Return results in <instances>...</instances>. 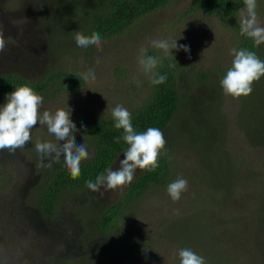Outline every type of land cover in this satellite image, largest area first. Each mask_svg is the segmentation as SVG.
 <instances>
[{
  "label": "rangeland",
  "instance_id": "1",
  "mask_svg": "<svg viewBox=\"0 0 264 264\" xmlns=\"http://www.w3.org/2000/svg\"><path fill=\"white\" fill-rule=\"evenodd\" d=\"M47 1L52 0H0V30L5 38V48L0 52V75L19 72L39 80L51 69H77L82 73L93 71L95 79L88 80L83 89L76 91L50 89L44 95L37 92L43 96L41 114L44 110L54 113L59 108L71 111L72 118L75 111L82 109L105 117L111 115L118 104L130 109L141 103L142 98L138 94L143 90L150 91L151 73L143 71L138 58L142 54L141 49L155 48L152 40L169 43L177 40V45L189 46V52L182 50L185 55L183 60L197 66L212 64L217 62L215 57H222L224 65L230 67L234 58L231 50H238L232 32L221 20L205 12L187 11L190 0H172L165 8L136 21L124 33L102 40L99 48L71 54L70 51L64 52L60 56L61 50L69 49L74 41L71 39L64 45L59 44L69 25L62 15L45 5ZM256 12L259 25L264 27V0H257ZM238 16L241 18V13ZM39 18L45 19V31L39 28ZM49 42L59 44L55 55L49 48ZM259 58L264 60V56ZM252 88L248 96L234 98L225 94L222 105L229 124V136L221 143L227 149L224 161L238 163L240 167L237 170L241 169L238 174L248 178L242 184H235V193L241 200L236 203L234 213L236 216L243 213L244 220L239 224L234 221L227 223L236 228L251 223L264 205V144L256 145L252 139L239 133L246 113H251L263 103L262 77L253 83ZM6 102V98H2L0 106ZM76 129L75 142L86 145L90 158L94 153L93 144L82 130ZM172 129H168L166 134L162 131L165 147L179 148L172 155L176 163L174 178L186 179L187 191L181 194L178 201H173L167 193V186L158 188L139 202L137 210L117 230L103 237L87 236V240L82 237L86 229L78 218V215L85 216L89 211L84 192L80 191L78 195L66 192L58 214L53 217L44 218L32 200L43 181L40 170L48 171L44 169L47 168V158L43 161L45 166H40L41 159L35 143L37 140L57 143L46 126L38 123L31 130V141L15 153L0 151V264H121L118 257L127 264H180L179 250L186 240L183 237L198 231L199 237L210 241L214 231L224 232L214 226L217 217L214 212L220 211L215 205H218L221 195L214 191L206 192L202 197L204 200H200L198 188L204 181L200 171L206 168L198 153L191 147L183 146L186 138L182 133L177 132L174 138H168L173 133ZM123 159L124 155L120 156L111 168L118 169ZM139 171L137 169L136 173ZM211 174H214L213 171ZM125 187L109 190L101 186L94 193L101 194L99 200L109 204L120 196ZM249 189L251 191L247 195ZM198 199L199 204L196 202ZM202 201L208 204L207 208ZM220 207L224 211L230 210L227 203H222ZM197 223L202 225L196 226ZM255 223L246 226L245 234H241L244 236L241 246L232 248L237 253L229 252L220 260L226 264L264 262L247 251V246L251 245L249 236L246 238L245 235H254L253 238L264 235H256L258 228ZM172 225H176V230L180 229L178 225L186 229L177 235L169 228ZM91 233L93 236V230Z\"/></svg>",
  "mask_w": 264,
  "mask_h": 264
},
{
  "label": "trees",
  "instance_id": "2",
  "mask_svg": "<svg viewBox=\"0 0 264 264\" xmlns=\"http://www.w3.org/2000/svg\"><path fill=\"white\" fill-rule=\"evenodd\" d=\"M171 1L52 0L47 1L45 5L62 15L69 25L67 32H63L65 34L63 41L59 44L64 45L71 39L74 42L71 43L69 49L61 50L60 56H63L64 52L70 51L71 54L74 51H91L96 47H78L74 38L77 31L85 36H91L93 32H96L100 34L102 40L110 39L124 33L144 16L165 8ZM243 8H245L244 0H190L187 11L205 12L209 16L216 17L232 32L238 50L248 49L255 52L258 57L264 56V43L256 46L251 38L240 34L238 15ZM44 22V18L38 19L39 28L45 31ZM49 43V48L55 55L59 44ZM144 55L159 59L160 63L154 71L159 75H166L167 80L159 85H154L150 81V91L147 93L143 90L138 94L142 98L141 103L128 109L132 114V125L137 132L146 131L149 127H156L164 131V134L172 127L173 133L169 134L168 138H174L176 133L180 132L186 138L183 146L191 147L198 153L201 162L204 163V168H206H201L200 171V175L204 176L203 184L198 188L201 194L200 200H204L202 197L206 192L214 191L221 195L218 205H215L220 213L214 212L217 215L214 226L225 231H214V237L210 241L199 237V232L195 231L192 235L183 237L186 238L183 248L188 247L204 257L205 264H226L220 260V257H226L229 252L237 253L232 248L236 245L241 246L240 241H244V236L241 234H245L246 226L257 222L255 223L258 228L255 231L256 235L264 234V205L258 210L256 217L251 219L252 222L246 223L245 226L236 228V226L232 227L231 223H227L234 221L235 224H239L244 220L243 213L238 216L234 213L236 203L238 204V201L241 200L234 189L237 186L235 184L240 182L242 184L248 179L246 175L241 177L238 174L241 170H237L240 167L238 163L228 164L224 161L227 157V149L224 145L221 146L222 141L229 136L227 135L229 124L223 113L222 105L225 93L220 86V80L229 67L224 65L222 57L218 59L215 57L217 62H212V64L208 63L202 66L187 64L183 60L185 55L182 50L175 49L165 53L164 50L149 48ZM170 65L175 66L170 67ZM82 74L77 69H51L44 78L33 80L19 72L5 73L0 75V100L6 98L7 94L15 90V87L23 84H28L42 95L48 93L50 89L57 91L80 90L87 85ZM262 79L264 80V77ZM262 102L260 107L255 108L251 113H246L244 123L239 126V133L244 134L250 140L252 139L256 145L264 144V98ZM71 120L76 128L82 130L90 138L94 153L90 158L81 161L80 175L75 179L66 168L63 156L60 157L59 163L53 162V166L44 168L48 171L43 172L41 169L43 181L39 184L37 192L33 194L32 200L44 218L53 217L58 214L66 192L75 194L80 191L84 192L88 201L86 208L89 211L85 216L84 214L78 215L81 224L86 229V233L82 237L83 239H86L87 236L88 238L103 237L123 225L126 219L137 210L139 202L147 194L158 188L166 187L175 180L176 163L172 155L179 148L165 147L159 155V167L154 171L140 170L137 172L133 181L126 185L119 197L113 199L109 204H104L99 200L101 194L98 196L90 190L86 186V181L95 182L96 177L101 173L106 175V169H110L117 159L124 155L123 152L128 145L122 139L123 130L114 127L115 121L112 115L101 117L82 109L75 111ZM116 137H121L119 143L115 142ZM211 171H213V175ZM250 191L251 189L248 190L247 195ZM244 194L246 195L245 190ZM198 201L199 199L196 200L199 204ZM222 203H227L230 210H222L220 207ZM202 205L206 208L208 206L205 201H202ZM77 210L79 209L77 208ZM178 227L180 229L177 230L176 225L169 228H172L177 235L186 229L181 225ZM248 236L251 245H246L248 253H254L264 261V235L260 238L258 236L253 238L254 235H245L246 238ZM180 240L178 239V242ZM232 242L234 243L231 244ZM208 254L215 257L212 258ZM118 259L121 264H127L124 259L120 257ZM68 264H72V262Z\"/></svg>",
  "mask_w": 264,
  "mask_h": 264
},
{
  "label": "clouds",
  "instance_id": "3",
  "mask_svg": "<svg viewBox=\"0 0 264 264\" xmlns=\"http://www.w3.org/2000/svg\"><path fill=\"white\" fill-rule=\"evenodd\" d=\"M244 5L245 8L240 10V34L251 38L254 44L259 46L264 43V27H261L257 20V0H244ZM74 38L76 45L81 48L101 46L102 38L96 32H93L91 36H85L77 31ZM176 41L169 43L166 40H152L151 44L155 48L164 50L165 53L173 49L183 50L186 53L190 51L189 46L177 45ZM4 48L5 38L3 31L0 30V52ZM145 52V49H141L142 54L138 58L143 71L146 74L151 73L152 84L165 83L167 76L159 75L154 71L160 63L159 59L144 55ZM231 52L234 58L220 80V86L226 95L234 98L248 96L253 91V83L264 77V60L248 49H232ZM174 66L170 65V67ZM82 77L86 81L95 79V73L90 70L88 73H83ZM136 83L139 82L136 81ZM6 101L3 106H0V151L7 150L15 153L17 149L24 148L31 141V130L39 123L46 126L48 133L53 135L57 142L36 141L35 149L41 159L40 166H45L43 161L47 158L46 166L50 168L53 162L59 163L60 157L63 156L65 166L72 178H78L81 161L87 159L89 153L84 143L77 145L75 142L74 134L77 129L70 118L71 111L58 108L54 113L44 110L41 114L43 96L28 84L15 87L14 91L7 94ZM111 115L115 121L114 127L123 130L122 139L128 147L123 152L124 159L120 161L118 169H106L107 174L101 173L96 177L95 182L86 181V186L94 192L99 191L101 186L111 190L130 184L137 169L154 171L159 167V155L166 145L162 131L156 127L137 132L132 125V114L122 105H116ZM120 139L121 137H116L115 142L119 143ZM187 188L188 181L178 177L167 185V193L173 201H178ZM179 257L180 264H205L204 257L188 248L180 249Z\"/></svg>",
  "mask_w": 264,
  "mask_h": 264
}]
</instances>
